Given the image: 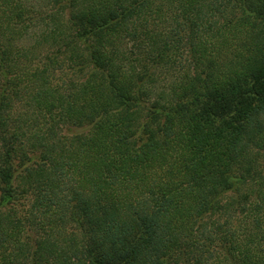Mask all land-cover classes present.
I'll use <instances>...</instances> for the list:
<instances>
[{
  "label": "trees",
  "instance_id": "trees-1",
  "mask_svg": "<svg viewBox=\"0 0 264 264\" xmlns=\"http://www.w3.org/2000/svg\"><path fill=\"white\" fill-rule=\"evenodd\" d=\"M0 264H264V0H0Z\"/></svg>",
  "mask_w": 264,
  "mask_h": 264
}]
</instances>
